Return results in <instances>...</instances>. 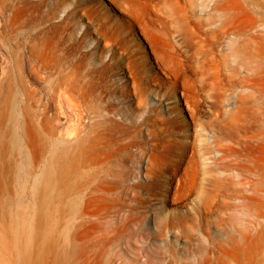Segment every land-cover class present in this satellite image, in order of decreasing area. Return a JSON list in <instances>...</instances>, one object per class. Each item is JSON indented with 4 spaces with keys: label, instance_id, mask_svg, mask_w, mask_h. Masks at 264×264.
<instances>
[{
    "label": "rangeland",
    "instance_id": "rangeland-1",
    "mask_svg": "<svg viewBox=\"0 0 264 264\" xmlns=\"http://www.w3.org/2000/svg\"><path fill=\"white\" fill-rule=\"evenodd\" d=\"M12 99L32 169L0 123V264H264V0H0V121ZM30 117L68 145L66 251Z\"/></svg>",
    "mask_w": 264,
    "mask_h": 264
},
{
    "label": "bare ground",
    "instance_id": "bare-ground-1",
    "mask_svg": "<svg viewBox=\"0 0 264 264\" xmlns=\"http://www.w3.org/2000/svg\"><path fill=\"white\" fill-rule=\"evenodd\" d=\"M9 105L10 110L8 113L6 111V114L3 119L1 118L0 123L3 129V138L9 140L12 143L13 153H21V159L19 161H15V166L18 174L22 176L27 174V172L31 170L32 167H30L31 162L27 160V149L24 144L25 138L22 129L23 120L19 115L16 100L12 99ZM29 123V131L30 135L32 136L30 142L35 150L36 156H40L42 152H45L43 159V175L47 177L49 190L51 189L49 191L50 219L48 236L52 245H55L57 240H59L60 243L61 240H63L65 245L61 243V247L63 251H66L67 248L70 249L73 236L82 225L80 218L77 220L69 219L68 222L66 217H64L63 211L60 213L59 217L55 213V201L57 198L60 203L69 202L71 205H73V207L76 206L74 205L76 200L72 201L69 198L67 199L68 202L67 200L65 201L67 197L66 191H55L57 185L56 178L64 173V170L66 169V162L70 157L68 154V145L58 136V133L62 130L60 124H58L53 129L49 128L45 134L41 135L39 133L38 127H36L34 124L32 117H30Z\"/></svg>",
    "mask_w": 264,
    "mask_h": 264
}]
</instances>
